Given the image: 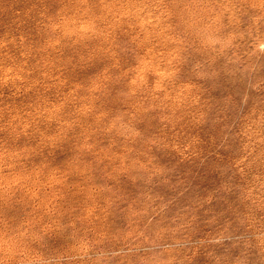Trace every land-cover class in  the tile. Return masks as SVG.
<instances>
[{
	"label": "rangeland",
	"instance_id": "374dc122",
	"mask_svg": "<svg viewBox=\"0 0 264 264\" xmlns=\"http://www.w3.org/2000/svg\"><path fill=\"white\" fill-rule=\"evenodd\" d=\"M0 264H264V0H0Z\"/></svg>",
	"mask_w": 264,
	"mask_h": 264
}]
</instances>
